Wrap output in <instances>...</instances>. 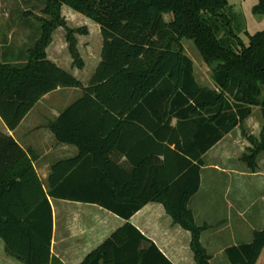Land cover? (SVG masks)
<instances>
[{
  "label": "trees",
  "instance_id": "16d2710c",
  "mask_svg": "<svg viewBox=\"0 0 264 264\" xmlns=\"http://www.w3.org/2000/svg\"><path fill=\"white\" fill-rule=\"evenodd\" d=\"M63 6L101 29V60L87 85L47 55L54 32L64 27L74 62L84 67L75 35L87 30L69 28ZM228 8L229 0H45L37 40L19 62L0 61V117L13 131L45 95L79 88L82 97L48 125L58 142L79 153L52 166L46 192L34 166L38 153L0 132V238L10 256L23 264H51L52 197L97 203L125 219L150 202L162 203L191 233L196 263L212 264L201 242L208 226H199L189 207L200 187L203 155L237 128L250 144L241 161L251 172L258 171L264 152V31L245 44ZM253 12L264 14V0ZM184 39L194 42L211 69L213 87L197 81ZM255 107L262 115L259 137L246 125ZM124 132L153 146L129 168L113 158ZM154 146L164 148L162 161ZM142 241L150 247L137 264H172L131 224L82 264H102L112 246L133 242L138 248ZM263 250L261 229L226 254L231 264H257Z\"/></svg>",
  "mask_w": 264,
  "mask_h": 264
},
{
  "label": "crops",
  "instance_id": "0c3cea01",
  "mask_svg": "<svg viewBox=\"0 0 264 264\" xmlns=\"http://www.w3.org/2000/svg\"><path fill=\"white\" fill-rule=\"evenodd\" d=\"M20 2L23 3L21 12L19 10ZM36 3L37 0H0V7L5 8L0 12L1 62H19L26 50L37 40L39 33L35 18L28 13L35 8ZM66 7L63 6V10ZM59 29L61 28H58L53 34V40L47 48V55L50 60L71 72L87 85L101 60V43L97 50L95 65L87 81H85L84 73H79L85 71L87 63L83 69L73 71L63 65L61 61L62 47L55 46L54 50L55 34ZM197 81L206 86L198 79ZM82 95L83 92L79 88H58L45 95L13 131L6 126L0 117V132L12 136L26 151L34 150L38 153L39 158L34 162V166L46 192L49 191V176L52 166L58 161L74 158L79 153L76 146L58 142L48 125ZM173 124H175V120ZM234 131L226 135L203 155L205 165L200 172V187L189 202L196 223L199 226H208L201 235V242L211 255L212 264H231L226 250L241 244L238 241L235 222L242 221L245 217L244 199L247 196L253 199L251 196L252 188L253 186L259 187L258 174L251 172L249 168L246 169L240 159L232 157L238 151V145H242L241 152L243 153L250 146L245 138L238 140L237 137H234ZM123 134L126 137L118 145V149L121 151L118 150L119 152L115 153L113 158L117 165L129 168L133 161L138 162L146 156L153 146L146 144L144 138H138L136 134L133 135L130 132ZM154 148L155 151H161L157 157L162 161L164 148L155 146ZM193 184L194 182L190 186ZM222 192H224L223 202L219 200ZM49 200L54 216L51 264H82L92 252L127 224H131L145 238L154 243L172 264H197L191 248V233L174 223L162 203L150 202L130 219H125L97 203L52 197H49ZM228 201L230 210L234 213L231 217L224 216L222 218L225 204ZM255 202L252 200L250 205ZM128 235L130 238L132 237L131 241L134 239L136 242L137 234L133 230H129ZM149 247L148 241H142L138 248L133 242L124 246L120 244L116 247L112 246L108 252L107 261L104 259L105 261L102 260L101 263L137 264L139 258H142V253L146 252ZM0 264H23L6 252L5 243L1 238Z\"/></svg>",
  "mask_w": 264,
  "mask_h": 264
},
{
  "label": "rangeland",
  "instance_id": "374dc122",
  "mask_svg": "<svg viewBox=\"0 0 264 264\" xmlns=\"http://www.w3.org/2000/svg\"><path fill=\"white\" fill-rule=\"evenodd\" d=\"M258 1L259 0H229V8L226 10V13H228L229 16L234 17L232 26L234 30L237 31L238 35L245 44L249 43V35L264 31V14H256L253 12V8L255 5H257ZM22 4L20 2V12L23 10ZM44 7L45 0H37L35 8L32 9V11L28 12L31 13V15L29 14L30 16L35 18L37 28L39 26L37 17L45 16L43 13ZM67 8L69 7H66L64 10L62 8V17L65 18L68 27L71 29L80 28L82 30H87L84 34L77 33L75 35L77 39V48L80 54V59L84 62V67L87 63L85 71H79V74L84 73V80L87 81V78L90 75L91 70L93 69L97 60V50L99 44L101 43L100 47L102 46V35L100 33L101 29L97 23L93 22L82 14L74 12L72 9ZM3 10H5V8L1 6L0 12ZM166 18L170 20L169 15H167ZM87 21L93 24L91 25ZM60 28L61 29H59L55 34V44L53 48L55 46L62 47L61 61L63 65L73 71L81 70L75 64L74 59L70 53L69 42L67 40V30L64 27ZM183 46L185 49V53L194 62L196 78L206 86H213L214 83L212 79V71L204 62L194 42L189 39H184ZM246 125L248 133L255 134L258 137L260 136L262 129V115L260 108H253L252 116L248 119ZM233 135L234 137H237L238 140H240V138H244L241 134L240 128H237L234 131ZM241 147L242 145H238V151L234 153V155H232L234 159L241 160L243 154V152H241ZM244 166L246 167V169H248L246 164H244ZM256 173L258 174L259 178V187L256 188V186H253V190L251 191V196L253 197V199L248 196L244 199L243 204L245 207V217L242 221L239 220L235 222L236 229L238 231V241H240V243L247 242L253 239V233L255 230L264 229V152L259 157V169ZM223 193L224 192H222L221 194V199H219L221 200V202H223ZM252 200L256 202L253 205H250ZM226 204L224 207V212L222 213V218H224V216L231 217L233 215L232 213H234V211L230 210L229 201ZM258 264H264V252Z\"/></svg>",
  "mask_w": 264,
  "mask_h": 264
}]
</instances>
